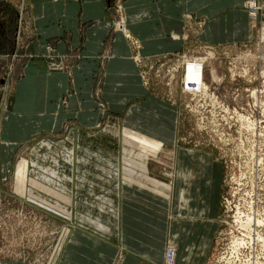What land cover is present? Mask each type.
<instances>
[{"label":"crops","instance_id":"0c3cea01","mask_svg":"<svg viewBox=\"0 0 264 264\" xmlns=\"http://www.w3.org/2000/svg\"><path fill=\"white\" fill-rule=\"evenodd\" d=\"M246 1L118 4L124 6L130 31L142 42L140 54L154 59L185 50V18L191 15L212 18L213 25L231 23L227 34L213 31L200 39L209 35L213 42L221 38L231 44L246 38ZM109 5V0L40 1L33 18L37 40L30 52L41 60L27 63L23 75L8 85L0 118V166H8L16 146L72 127L75 140L80 134L89 136L87 152L98 151L94 158L104 164L96 168L104 173L98 181L110 189L97 186L106 191L102 195L87 188L100 201L87 198L98 209L86 211L93 234L74 229L68 243L72 253L67 250L70 257L65 254L60 264H165L171 243L177 264H209L221 227L223 163L213 149L179 145L180 112L147 88L128 40L112 30ZM157 84L153 80V89ZM108 117H118L124 126L118 144L105 137L103 142L90 139ZM69 140L62 145L74 149ZM149 151L156 155L147 158Z\"/></svg>","mask_w":264,"mask_h":264},{"label":"rangeland","instance_id":"374dc122","mask_svg":"<svg viewBox=\"0 0 264 264\" xmlns=\"http://www.w3.org/2000/svg\"><path fill=\"white\" fill-rule=\"evenodd\" d=\"M40 1L0 0V118L9 83L23 75L27 63L40 59L30 52L37 40L33 18H37ZM118 1L109 0L112 30L128 40L132 58L147 88L154 90L152 94L178 108L179 145L213 149L223 163L221 227L209 264H264V0H255L256 12L248 7L253 0L245 2L249 16L246 38L231 44L221 38L213 42L209 35L200 39L213 31L227 34L231 23L213 25L212 18L191 15L185 18V50L154 59L140 54L142 42L130 31L124 6ZM241 27L236 25V30ZM42 56L51 60L50 55ZM194 62L201 63L198 76L204 87L200 89L209 88L210 96L217 97L228 112L214 105L210 97H193L189 90H197L195 76L188 68ZM153 80L159 84L154 89ZM119 120L108 117L90 139L103 142L105 137L120 143L124 126ZM72 129L16 146L8 166H0L1 262L60 264L67 250L68 255L72 253L68 243L74 229L93 234L86 211L98 209L87 198L100 201L87 193V188L107 195L97 187H106L98 181L104 173L96 169L104 164L94 158L98 151L87 152L89 136L80 134L75 140ZM70 138L74 149H65L62 143H69ZM155 155L149 151L146 156ZM112 199L118 205L117 197ZM170 245L174 247L171 243L167 248ZM79 253L87 255L86 251ZM231 253L241 260L227 262L233 258Z\"/></svg>","mask_w":264,"mask_h":264},{"label":"built area","instance_id":"2783aa9c","mask_svg":"<svg viewBox=\"0 0 264 264\" xmlns=\"http://www.w3.org/2000/svg\"><path fill=\"white\" fill-rule=\"evenodd\" d=\"M253 1H254V5L250 6L249 9H251V12H256V11H258V8L256 7V1L255 0H253ZM189 91L193 93V97H195V98L201 97V98L207 99L208 97H210V99L214 102V105L221 106L225 112L229 111L227 107L223 106L220 103V101L217 99V97L210 96L209 88L206 91L204 89H199V88H197V90H195V91H192V90H189ZM247 117H250V116H247ZM202 121H203V119L201 120V123H202ZM201 128H204V127L201 126ZM241 254H244V253H240V255ZM175 255H176V250L174 247H172V245H170L167 248L166 253H165L166 258L169 259V262H170L169 264H177L176 263L177 260L174 259ZM231 255H232V253H231ZM232 257H233L232 260L229 258V259H227V262L231 263V262L235 261L236 259L241 260V256H240V258L239 257L234 258V255H232ZM235 264H237V263L235 262Z\"/></svg>","mask_w":264,"mask_h":264},{"label":"bare ground","instance_id":"6f19581e","mask_svg":"<svg viewBox=\"0 0 264 264\" xmlns=\"http://www.w3.org/2000/svg\"><path fill=\"white\" fill-rule=\"evenodd\" d=\"M254 5V1H252V2H250L249 3V5H248V7H250V6H253ZM125 33V32H124ZM201 65V63L200 62H197V63H193V64H190V66H189V68H188V71H190L192 74V76H195L194 78H193V81H194V86H195V89H197V88H201V87H204V85L202 84V77L200 78L198 75H199V73H200V71H201V67H199ZM247 225V224H246ZM246 240V239H245ZM240 244V243H239ZM241 244H243V243H241ZM174 248H175V250H176V255H175V257H174V259L175 260H177V249H176V247L174 246ZM166 261H167V264H169L170 262H169V259H165ZM176 263H177V261H176Z\"/></svg>","mask_w":264,"mask_h":264}]
</instances>
